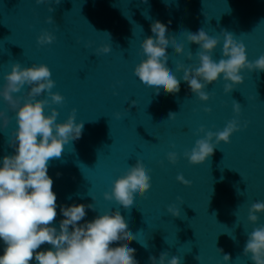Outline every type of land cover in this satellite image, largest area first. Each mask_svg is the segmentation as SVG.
<instances>
[{"label":"water","instance_id":"water-1","mask_svg":"<svg viewBox=\"0 0 264 264\" xmlns=\"http://www.w3.org/2000/svg\"><path fill=\"white\" fill-rule=\"evenodd\" d=\"M49 16L52 22H45ZM154 20L165 26L170 41L183 46L180 55L171 49L167 53L177 80L182 75L178 63L197 64L198 46L187 43L185 32L202 29L218 38L213 60L221 56L222 30L244 45L248 61L264 54V0H0V85L12 63L44 64L54 81L49 91L63 97L59 105H45L44 113L54 107L57 122L71 113L83 125L79 139L47 161L57 204L52 224L62 218L61 205L91 204L78 223L119 212L135 237L128 247L135 249L138 264H149V256L158 258L162 252L181 258V264H224V253L228 264H252L242 250L247 233L264 224V212L255 224L247 221L249 206L264 202V71H242V83L227 94L218 78L204 88L209 95L205 102L183 81L176 94L157 97L132 71L142 59L139 42L151 35ZM41 31L53 35L51 43H36ZM105 44L108 53L97 51ZM26 91L23 86L13 96L22 102ZM37 98L48 99L43 92ZM234 100L240 105L238 115L232 111ZM0 111L8 117L7 126L0 128L2 157L14 152L8 139L16 124L14 111L2 99ZM169 112L175 113L172 120ZM232 119L238 129L228 143L217 144L203 163L189 164L183 153L202 137L196 129L216 132ZM169 152L176 153L174 164L166 159ZM137 163L148 171L150 187L125 212L103 193ZM177 175L189 183L180 184ZM168 206L180 214L173 217L165 211Z\"/></svg>","mask_w":264,"mask_h":264},{"label":"clouds","instance_id":"clouds-1","mask_svg":"<svg viewBox=\"0 0 264 264\" xmlns=\"http://www.w3.org/2000/svg\"><path fill=\"white\" fill-rule=\"evenodd\" d=\"M34 2L41 4L47 0ZM56 3L59 0H52V4ZM48 10L51 12L52 8L49 6ZM45 22H52V17H46ZM149 29L151 35L139 42L142 59L132 71L142 87L153 91L157 97L161 93L176 94L180 90V81H183L199 101L205 102L209 95L204 88L218 78L224 81L223 92L227 94L234 85L242 83V71H264V54L248 61L244 45L235 40L230 32L223 30L221 56L213 60L210 54L220 41L200 29L195 33L185 32L187 43L198 46L197 64L195 67H185L178 63L176 71L182 75L177 80L168 68L167 53L171 49L180 55L183 46L169 40V33L160 21L154 20ZM53 39L50 32L41 31L36 43L49 44ZM109 50L107 44L97 49L101 53H108ZM186 58L191 60L192 53H187ZM3 80L0 99L14 111L16 127L8 139L14 152L0 157V264H29L30 261H35V264H138L134 259L135 249L128 247L135 237L128 232L119 212L100 213L91 220L78 223L85 216V208L91 209L92 205H61L59 211L62 218L53 226L57 204L52 179L47 175V161L59 158L63 145L79 139L83 125L74 122L71 113L63 122H57L54 107L49 108L47 114L44 113L45 105H59L63 101L59 93L49 91L54 81L50 79L46 65L21 67L18 63H12ZM23 86H27V91L21 102L13 94ZM42 92L48 99L37 98ZM129 104L134 106L135 101H129ZM203 111L208 112L209 109L204 108ZM232 111L236 115L240 112V105L235 100ZM174 116L175 113L169 112L167 119L172 120ZM7 124L8 117L0 111V128ZM237 129L235 119L229 120L222 130L216 132L205 131L203 126L197 128L196 133L203 135L195 140L189 151L183 153L184 158L189 164L203 163L212 155L216 145L228 143L230 135ZM166 159L174 164L176 153H167ZM149 180L148 171L137 163L126 174L112 180L110 192H104L103 198L129 212L134 207L135 199L149 189ZM176 180L183 185L189 183L181 175H177ZM165 211L173 217L180 214L174 206H168ZM261 212H264V202L252 203L248 208L247 221L255 224L257 214ZM42 244L50 247L40 249ZM242 255L247 256L252 264H264V224L247 233ZM221 258L224 264H228L230 257L227 253ZM148 260L149 264H181V258L175 255L169 258L167 252L160 253L158 258L149 256Z\"/></svg>","mask_w":264,"mask_h":264}]
</instances>
